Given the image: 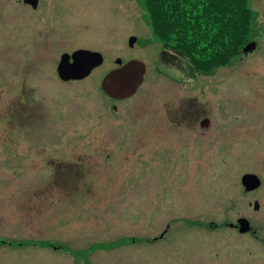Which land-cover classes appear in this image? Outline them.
I'll list each match as a JSON object with an SVG mask.
<instances>
[{
  "label": "rangeland",
  "instance_id": "374dc122",
  "mask_svg": "<svg viewBox=\"0 0 264 264\" xmlns=\"http://www.w3.org/2000/svg\"><path fill=\"white\" fill-rule=\"evenodd\" d=\"M42 1V10L35 11L23 1L0 0V264H210V258L212 264L214 255L224 252L208 251L202 247L206 242H201L222 236L232 239L238 248L231 251L230 263H221L219 256L213 264H264V244L257 247L252 237L229 228L175 227L165 233V242L153 241L167 223L170 228L176 225L173 219L183 224L195 219L220 223L236 222L239 216L247 217L264 237V95L255 102L254 92L243 91V85L235 87V138L218 142L212 168L208 161L201 165L203 159H183L177 168L157 173L165 163L155 160L154 167H150L152 160L146 163L147 146L142 138L137 142L135 168L129 167L117 178L101 179L97 167L89 177L82 172L54 177L51 168L38 162L40 158L54 155L58 164L72 160L74 153L79 157L73 160L83 163L103 157L99 152L103 131L98 124L105 93L101 83L118 66L117 57L139 59L147 66L137 93L121 104L123 109L140 113L147 110L151 99L161 96L163 82H154L155 74L186 73L181 68L190 70V64L177 52H170L176 59L173 65L159 60L166 51L152 33L141 0ZM45 3H52L48 11ZM251 6L258 14L255 36L261 38L260 49L247 63L238 61L235 66L215 69L222 80L219 85L228 75L235 79L234 84H241L239 74L246 72L257 80L264 73V34L259 33L264 27V0H251ZM52 32L57 46L41 48L39 43L44 44ZM81 34L83 40L79 41ZM132 35L137 36L133 46L129 42ZM80 47L103 53L105 64L67 87L60 81H44L46 74L54 72L56 57L59 61L64 52ZM22 62L31 63L30 72ZM18 76H26L28 86L44 87L49 94L41 93L40 98L34 91L26 98L17 94L19 86L6 84ZM209 80L203 77L201 83V99L206 105L211 100ZM228 99L220 86L218 107ZM65 100L66 104L58 106ZM40 101L43 120L34 118ZM248 104L259 111L254 113L258 118L239 124L243 112L252 108ZM139 117L144 118L143 114ZM83 121L89 127H82ZM247 133L249 138L242 136ZM114 147L110 141V150ZM247 172L262 180L253 193L243 189L241 178ZM255 199L260 203L258 211L248 204Z\"/></svg>",
  "mask_w": 264,
  "mask_h": 264
},
{
  "label": "flooded vegetation",
  "instance_id": "af4514ba",
  "mask_svg": "<svg viewBox=\"0 0 264 264\" xmlns=\"http://www.w3.org/2000/svg\"><path fill=\"white\" fill-rule=\"evenodd\" d=\"M23 1L24 6L30 7L35 11H40L43 8V1L37 0L36 5L34 3H27L25 0H19ZM52 3H45L44 8L45 11H48V7H51ZM44 10V9H43ZM260 34H264V27L260 29ZM84 34V33H83ZM90 38H94L93 34L90 36V34L85 33ZM95 35H98L95 34ZM79 41L83 40L82 34L79 36ZM260 39L257 36L251 39L249 42L255 40L257 41V46L252 51L246 52L244 49H242L243 53L240 56V58L231 66H235L238 61L246 62L249 60V57L253 54H255L260 49ZM57 42L55 41V34L54 32L50 33L45 37L44 44L39 43L41 48H46L48 50L51 49V47L55 48L57 46ZM246 46V45H245ZM244 46V47H245ZM79 49H87L92 51H98L93 50L90 48L80 47L76 50H74L72 53L64 52L60 60H57V57L54 60V72L52 74H46V77L44 78V81L50 82L51 84H57L56 81L63 82L66 84V87L68 84L75 82V81H82L89 77L91 73L94 71L95 68L101 67L104 65V61L106 58L104 57L103 63L99 66H96L92 69L91 73L88 76H85L83 78H70V79H63L59 74V66L62 61V56L64 54H68L70 56V62L74 61V58L72 57V54L79 50ZM121 57L116 58L117 59ZM36 59H40L38 56ZM131 59H127L126 61H123L124 63L128 62ZM161 62H164L165 60L168 61V64L173 65L175 64V58L173 57V53H170L169 51H166L162 53V56H160L159 59ZM28 63V62H27ZM21 63V66L25 65L26 71L30 72L31 70V63ZM247 63V62H246ZM118 64V63H117ZM121 65L118 64L117 67H113L110 69V71L120 67ZM176 66V65H174ZM181 68V67H179ZM230 68V67H228ZM247 68V65H246ZM182 70L186 71V73L181 74H155L154 75V82L161 81L163 82L161 86V90L159 91L161 93L160 97H156L154 100L151 99L148 102V108L143 113H140L137 110L129 109H123V106L121 104L130 98H132L137 92H135L131 96L122 97V98H116L113 97L105 92L103 89V80L105 76L110 72H107V74L102 79V89L105 92L102 94L101 102L104 104L103 107H101L99 111V129L103 131L102 138H100L99 144L101 148L99 149V152L102 153L103 157H100L98 161L92 160L91 162H88V160L84 161L78 160L75 161L73 159H77L79 157L78 154H73L72 160H64L60 161V163L56 164L54 162H57L58 159L54 155H46V157L40 158L38 162L45 164L46 167L51 168L50 173L54 174V177L57 174L60 176H68V175H74V174H80L82 172V175L85 177H89L90 174L95 175L94 168L97 167V175L101 179L105 178H117L118 174H122L125 170H127L129 167L135 168V166H132L133 164H137V156H138V147L137 142L144 138L145 140V146H147V162L152 160V164L150 167H154L153 163H157V161L165 163V166L163 169L156 170L155 172L161 173L162 175L167 173L171 167H176L177 165L182 162L184 159L186 162L194 159H203L201 165L203 163L205 164L207 161L209 163V167L212 168L211 161L216 155V151L218 148V142L222 143L224 140L231 141L235 135L234 126H236L237 122L236 119H234V109L236 108L232 95L234 93L235 87H238L243 85V91L248 90L254 92L256 95L253 97V100L255 102L258 101L261 95H264V73L258 75V79L254 80L253 75L242 73V74H235L236 77L241 78L243 81L241 84H234L235 79L231 78L232 75H228L223 79L224 84L219 85V83L222 81L219 77L218 70L214 72L213 74L206 75L201 73H195L192 69L185 70L181 68ZM26 72V73H27ZM231 76V77H230ZM210 78V92H211V100L209 105H206V103L202 102L201 99V83L202 78ZM230 77V78H229ZM27 78L26 76L16 79H11L6 86H9L10 84L15 86H19L20 90L16 91L17 94H22L23 97H27V94L31 91H34L38 93L41 97V93L49 94V91H47L44 87H38L37 86H28L26 82ZM257 81L256 83H254ZM20 83V84H19ZM224 88L225 94L228 96V101L226 105H222L218 107V91L219 87ZM23 87V89H21ZM155 85L151 87V93L154 91ZM53 88V86H52ZM52 90V89H51ZM138 91V90H137ZM0 92H3L2 89ZM25 93V94H23ZM60 93V92H59ZM53 96V93H51V97ZM32 97V98H37ZM155 97V96H154ZM264 97V96H263ZM65 104L68 101H63L58 106H63V103ZM251 106V110L244 111L243 120L242 122H238L239 124H244L246 122H253L258 118L255 116V114L259 113V111H255V106L248 104ZM43 107L42 101L39 102L38 107L34 110V118L35 119H41L43 120L42 116H40L41 108ZM255 113V114H254ZM143 114L144 118H140L139 115ZM59 114H57V117ZM255 117V118H253ZM127 119V120H123ZM235 120V121H234ZM88 121H83L80 123L82 127H89L87 124ZM236 123V124H235ZM242 136H246V138H249V134H242ZM112 140H109L111 139ZM106 139V140H104ZM234 140V139H233ZM104 141V142H103ZM110 141L114 142L115 147L114 150H110ZM88 159V158H86ZM157 160V161H155ZM200 165V166H201ZM86 167L87 169H80ZM182 168V166H181ZM180 170L177 169L176 171L181 173ZM137 169H135L136 171ZM34 171V170H33ZM40 171V170H39ZM209 172L211 171L208 170ZM189 173L193 172L196 173L194 170H188ZM114 181V180H113ZM108 188V185H106ZM89 189V188H88ZM258 189V188H257ZM255 190L249 191L246 193H253ZM89 192V191H87ZM256 199L254 201H249V205H253L255 209V203ZM260 204V203H259ZM260 209V208H259ZM258 211V210H257ZM239 216L235 221H229L226 220L225 222L217 223V221L210 220V221H201L198 219L190 220L187 224L183 223H177L179 219H173L172 221H176V225H174L172 228L170 223L166 224V227L164 231L160 235H156L153 237L154 242L159 241H166L164 239L165 233L170 232L173 228L177 227H188L189 229L194 228L195 230L197 227H203L207 231H213L214 229H227L230 230H236L239 231L241 235L252 237L257 244V247H262L264 244V237L262 235L257 234V230L255 228H252L248 232H240V225L238 224ZM176 229V230H178ZM175 231V230H173ZM205 231V230H204ZM132 241H137L136 238L132 239ZM143 241V240H140ZM203 244L202 247H205L208 251L214 250H223V254L220 253H214V258L212 260V264L215 261H218L219 259H216L220 256L221 263H230L232 260L231 251L233 248H238V244L234 243L232 239L225 238L222 236V239H206L202 240L201 243ZM222 248V249H221ZM213 257V256H212ZM216 259V260H215ZM239 260H241V257H238ZM210 264H211V258H210Z\"/></svg>",
  "mask_w": 264,
  "mask_h": 264
},
{
  "label": "trees",
  "instance_id": "16d2710c",
  "mask_svg": "<svg viewBox=\"0 0 264 264\" xmlns=\"http://www.w3.org/2000/svg\"><path fill=\"white\" fill-rule=\"evenodd\" d=\"M163 49L183 54L193 72L235 63L256 32L251 0H141Z\"/></svg>",
  "mask_w": 264,
  "mask_h": 264
},
{
  "label": "water",
  "instance_id": "95a60500",
  "mask_svg": "<svg viewBox=\"0 0 264 264\" xmlns=\"http://www.w3.org/2000/svg\"><path fill=\"white\" fill-rule=\"evenodd\" d=\"M27 3H34L37 0H25ZM137 41V36H131L129 39L130 45L133 46ZM257 42H249L244 51L249 52L256 48ZM73 62H70V56L64 54L59 66V74L63 79L83 78L88 76L92 69L103 63L104 56L99 51H92L87 49H79L72 54ZM117 63L121 66L110 71L103 80V89L105 92L113 97L122 98L134 94L141 85L146 72V65L143 61L132 59L123 63L121 58L117 59ZM242 183L245 191L249 192L257 189L261 184V178L254 173H246L242 177ZM260 204L255 203V209L258 210ZM240 225V232H247L251 230L252 226L246 217H241L238 220Z\"/></svg>",
  "mask_w": 264,
  "mask_h": 264
}]
</instances>
